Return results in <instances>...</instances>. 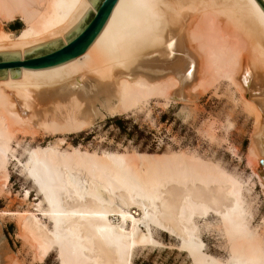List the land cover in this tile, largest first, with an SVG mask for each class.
Returning <instances> with one entry per match:
<instances>
[{
    "label": "bare ground",
    "instance_id": "bare-ground-1",
    "mask_svg": "<svg viewBox=\"0 0 264 264\" xmlns=\"http://www.w3.org/2000/svg\"><path fill=\"white\" fill-rule=\"evenodd\" d=\"M263 7L264 0H117L80 56L49 69L21 68L17 79L7 70L0 80V194L14 159L40 201L37 214L0 212V219L16 218L36 260L56 251L61 264H132L135 249L159 244L154 227L178 239L193 264H264V240L250 229L244 184L217 164L184 153L169 159L52 146L27 149L23 164L12 148L24 127L80 133L105 114L151 99L168 103L187 90L206 94L225 82L254 114L248 155L264 190ZM88 9L94 10L88 0H0V20L23 24L14 33L0 22V52L19 51L23 61L24 50L59 38L66 44L64 36ZM210 216L226 240V260L204 249L197 223Z\"/></svg>",
    "mask_w": 264,
    "mask_h": 264
},
{
    "label": "rangeland",
    "instance_id": "rangeland-1",
    "mask_svg": "<svg viewBox=\"0 0 264 264\" xmlns=\"http://www.w3.org/2000/svg\"><path fill=\"white\" fill-rule=\"evenodd\" d=\"M0 22L14 33L23 28L17 18L10 22L1 19ZM217 87L206 94L187 90L184 97L173 95L168 103L165 99H151L145 107L119 112L115 116L105 114L80 133L55 136L42 128L29 130L24 127L28 130L23 134L21 129L12 143L13 155L24 164L27 149L52 146L61 152H70V147H74L97 154L103 151H118L126 155L153 153L166 154L170 159L172 154L184 153L187 157L200 158L217 164L243 182L246 208L251 214L250 229L256 230L264 240V190L254 175L255 162L248 155L256 133L255 117L239 101L241 96L236 88L225 82H220ZM33 129L36 130L33 131L35 136L31 133ZM60 139L64 144L58 143ZM7 169L10 179L0 194V212H35L34 205L40 197L21 164L10 159ZM77 174L85 177L83 171ZM26 191L29 192L27 200ZM215 220L213 216L206 220L198 219L197 226L206 253L226 260L227 243L222 232L214 226ZM42 221L51 228L47 220ZM0 222L1 264H16V261L17 264H61L56 251L44 262L35 259L34 250L20 233L15 217L4 216ZM205 222L212 226L206 228ZM152 235L159 244L135 249L132 264H193L189 256L178 248V239L154 227Z\"/></svg>",
    "mask_w": 264,
    "mask_h": 264
},
{
    "label": "water",
    "instance_id": "water-1",
    "mask_svg": "<svg viewBox=\"0 0 264 264\" xmlns=\"http://www.w3.org/2000/svg\"><path fill=\"white\" fill-rule=\"evenodd\" d=\"M88 2L94 12L88 9L79 23L64 36L66 44H63L59 38L24 50L23 61L19 51L0 52V80L7 78V70L12 79H17L21 68L49 69L83 54L103 29L117 0H88Z\"/></svg>",
    "mask_w": 264,
    "mask_h": 264
}]
</instances>
